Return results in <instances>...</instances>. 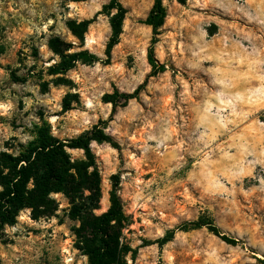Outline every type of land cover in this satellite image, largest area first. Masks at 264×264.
I'll list each match as a JSON object with an SVG mask.
<instances>
[{"label": "rangeland", "instance_id": "obj_1", "mask_svg": "<svg viewBox=\"0 0 264 264\" xmlns=\"http://www.w3.org/2000/svg\"><path fill=\"white\" fill-rule=\"evenodd\" d=\"M109 1L0 0V155L22 154L40 128L66 139L101 124L116 145L91 142L101 178L94 213L115 190L128 218L123 235L137 249L129 264H264V0H162L154 53L166 69L148 78L144 20L154 0H119L122 32L107 53ZM84 20L78 38L68 22ZM51 38L65 53L98 59L56 72ZM146 78L111 115L103 95L133 92ZM66 152L71 162L84 158ZM70 209L61 191L21 208L0 228V264H88ZM201 215L219 234L179 228Z\"/></svg>", "mask_w": 264, "mask_h": 264}, {"label": "trees", "instance_id": "obj_2", "mask_svg": "<svg viewBox=\"0 0 264 264\" xmlns=\"http://www.w3.org/2000/svg\"><path fill=\"white\" fill-rule=\"evenodd\" d=\"M176 1L180 4L186 2V0ZM103 9L114 10L110 18L111 33L107 43V53H109L119 41L126 8L119 0H110ZM166 15L162 0H154L144 20L152 31L147 48V59L151 65L147 78L166 69L165 64L160 63L154 53ZM88 23L89 20L79 24L68 22V26L73 34L82 38ZM48 45L61 56V62L55 67L56 72L67 71L78 61L89 63L98 59L87 50L65 53L64 43L57 38H51ZM147 78L133 92L114 90L103 95V101L111 104V115H114L119 107L125 106L129 100L139 96ZM92 141L116 145L111 136L105 133L101 124H95L91 129L66 139L56 138L40 128L37 137L27 145L22 154L12 156L2 153L0 155V228L13 224L19 210L33 200L40 199L52 191H61L70 200V218L80 221L78 226L72 228V231L77 248L88 257V264H129L128 256L133 261L137 249L131 248L123 235V229L128 225V218L115 190L110 193L109 208L101 214L94 213V210L99 207L101 178L91 149ZM66 149H81L84 158L71 162ZM30 180L31 187L28 185ZM86 191L87 194H85ZM202 226L219 234L212 219L205 215L186 222L179 228L189 230ZM173 235L174 230L168 231L160 243L171 240ZM222 239L230 241L226 236H222Z\"/></svg>", "mask_w": 264, "mask_h": 264}, {"label": "bare ground", "instance_id": "obj_3", "mask_svg": "<svg viewBox=\"0 0 264 264\" xmlns=\"http://www.w3.org/2000/svg\"><path fill=\"white\" fill-rule=\"evenodd\" d=\"M92 41V40H91Z\"/></svg>", "mask_w": 264, "mask_h": 264}]
</instances>
